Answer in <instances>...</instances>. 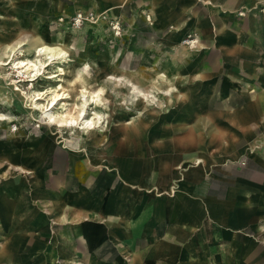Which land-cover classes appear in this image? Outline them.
Here are the masks:
<instances>
[{"label":"rangeland","instance_id":"374dc122","mask_svg":"<svg viewBox=\"0 0 264 264\" xmlns=\"http://www.w3.org/2000/svg\"><path fill=\"white\" fill-rule=\"evenodd\" d=\"M154 1L155 4L153 7L150 5V0L136 1V5L148 4L151 10L157 6L158 0ZM131 2L132 0H0V124L2 125V127L0 125V132H4L0 134V151L13 146L14 142L23 143L27 138L34 139L37 134L41 136L43 133H49L51 130L57 135L67 134V132L59 128L58 125L64 120L77 122L75 128L81 131L82 125L79 123L78 116L82 111V91L88 96L89 100V107L87 108L85 119L92 122L91 128H94V130L99 129L98 133H103V135L107 137L106 141L117 132V128L113 127L112 123H110L108 129H103L104 131L100 132V129L105 128L108 122L107 114L123 112L120 118L130 119V121L141 119L150 130H154L157 127L154 125L156 124L155 121L159 124L162 121L169 120L168 117L164 115L171 113L173 108H176V112L180 109L184 112L182 115H186L187 110L177 107L176 105V101L182 96L186 95V102L190 103L191 109L199 108L205 96L212 93L210 89L214 87L217 81L214 82L212 78L210 79L212 82L206 80L212 75L210 67L213 68L215 66V61H219V57L225 58L226 60L235 57L221 56L217 50L214 54L215 58H206L205 56L199 60V55L195 53H201L205 50L208 38L212 36L210 31L202 29L204 21L201 17L200 21H195L196 27L201 30L202 37H206V39L201 38L199 33L189 25V23L192 22L191 13H181L179 15L180 22L168 20L165 25L160 26L158 25L161 23L159 21V15L157 16L156 13L148 11L146 7L134 9ZM239 3L241 7L235 11H223L220 7L217 8L216 6H214V8L220 9L219 11L223 15H227L231 19L240 22L246 21L249 15H264V3L259 6H257L254 0L251 4L247 0H242ZM242 4H244V6ZM247 4L250 8L249 11H247L245 6ZM194 5H202L201 7L206 6L201 0H195ZM173 7L174 4H171L168 10H171V8L173 9ZM197 7L198 6H195V9ZM135 8H137V6ZM170 13L172 12L168 11L166 14L163 13L161 17L169 16ZM178 22L181 24V26H179L180 28H178ZM209 24H211V22ZM155 26L158 27L155 29ZM228 26L234 29L239 28L238 33L240 37L247 40L243 28L230 24ZM211 31L214 32V29H211ZM151 32L154 33V35H152ZM212 37H215V34ZM217 39L213 40V44L216 48ZM210 40L211 38L209 41ZM214 46L209 45L207 51L213 50ZM39 48H44L45 51L44 54L36 57ZM185 50L186 52H193L195 54L194 57L191 56V53L185 55ZM13 51L15 52L14 55ZM132 54H136L138 57L136 59L137 64L135 65L137 73L145 72L154 75L153 71H161L164 68H168L170 74L174 75L182 71L185 75L182 82L177 86L176 98L173 99L174 96L170 98L173 100L170 105L167 101L168 98L166 101L164 100L166 99L164 93L155 94L156 104L150 106L148 110L156 112V118H152L148 114L144 116V119H137L135 112L132 111L139 102H146V100H149L150 96H148L147 93H145V95L141 94L140 99H134V104H132L133 100L131 93L113 92L115 88L113 86L116 85V82L122 84V81L125 82L127 80L126 77L116 78L113 76L114 69L123 65L121 61L125 62ZM144 54H147L146 58L143 57ZM115 55H117V57H115ZM51 56L53 59L52 62H50ZM114 57L117 58V60H114ZM238 58L240 59L243 57ZM18 61L33 62L37 65V68L40 63L48 65L44 68H39L40 76L33 77L35 71L31 73L29 71L25 75L23 74L24 78H22L18 74L19 72L12 68ZM223 67V72L226 71V69H232L229 66ZM191 69H196V71L194 70L195 73H193ZM201 73H204L202 78L200 77L201 75H199ZM240 73L243 80L241 81L240 77H238L237 83H232L225 76L229 84L231 83L234 85L230 86V90H233L231 93H235L236 95H230L228 93L226 84L227 91L225 93L221 91L218 93L219 97L226 95V99L220 102L218 101L219 103L228 104L232 101L231 106L233 109L230 113L236 110L241 111L240 109H242L237 107V103L234 105L235 99L240 98L247 102V96H243L245 93L247 94L246 88L244 91V89L240 87L242 91L238 90L236 87L243 86L242 84L246 82V71L241 70ZM222 80L224 81V76H222ZM125 83H129V81ZM58 87L60 88L58 93L70 94L71 99L70 101H62L57 105L58 107L56 106V109L52 111L56 123L51 124L48 118L44 117L42 109L36 110V108H34L32 98L39 93L46 92V90ZM243 87H245V85ZM196 88H199L197 95H193L192 91H195ZM129 89H131V87H129ZM253 90H255V88ZM258 93V91L253 93L254 95H252L251 98H257L256 96ZM95 96H98L97 103L91 102V98ZM38 104L46 105L47 103L38 102ZM164 106H167V108L165 109ZM176 112L173 113L172 116H174ZM222 123L224 126H227L228 139L225 142L231 143V148L224 152H218L217 147H213L210 144H208L206 148L207 150L213 151H207L206 148H204L206 158L209 161L214 159L216 164L210 163L207 166L194 168L191 164V157L180 156L183 166L181 169L174 168L175 172L174 174L172 173L168 183L169 187L165 194H154L153 191L148 192L146 188H142L138 191L141 199L147 203L148 198L151 197L150 200L155 199L156 205L161 207L162 204L160 205V203L168 201L169 199L176 202L178 200H175L176 197L181 194L180 190L183 191L182 195H186L189 198L191 196L193 197L195 196L192 194L194 189L198 186L200 187L201 184L198 181L189 182L187 180L191 179L190 176L194 175L195 172L197 174L201 173V176L208 178V180H214L219 176L221 172L220 169L225 172L232 170V173H237V169L247 167V165L254 160V156L257 153L260 154L263 152L264 136L253 139L251 145L250 142H246L247 139L233 142V135L231 133L234 132V128L232 127L231 121L222 119ZM255 124L256 123H253L251 125L256 127L257 125ZM257 127L258 133L256 135L260 136L262 132H264V129L260 126ZM245 128H247V126ZM80 131H77V135L81 133ZM29 133L35 134L31 135ZM178 133H180V131L176 132V134ZM248 133L250 132H247V134ZM240 136L241 135H239V137ZM250 136L251 133L249 134V137ZM245 142L246 146H244ZM244 147L245 149L243 150ZM38 148L39 152L43 153L39 166L36 167V174L41 177V182L35 185L44 183L41 188L42 190L48 187V185H50L49 183H52L57 177L68 178L67 180L72 182L73 186L71 188H65L66 191H70L65 193L69 198H73L78 191L74 189V187H83L82 175H75L73 172L74 167L77 169L79 165L84 167L83 171L85 165L89 166L88 169L95 172V175L100 176L101 179H104L101 175L105 174L108 181L112 178L111 174L117 171L118 176L116 177L118 179L130 182L135 180L134 182L138 184H146L147 188L159 181L161 173H165L164 175L166 176V174H169L171 171V169L168 171H155V168L152 170V167H150V170L143 171L144 173L139 171L140 175L134 178V175L130 176L129 173H127L129 169L127 168L125 170L122 165L115 164L113 168H108V165H112L110 161L106 162L107 166L105 164L98 166L90 161L87 162V164L82 163L81 161L84 158L81 156H77L73 161L65 156L60 161V159H58L59 156L55 155L56 150H49V152L45 154L41 144H39ZM56 148L57 147H55V149ZM15 149L18 154L24 147L19 146ZM129 149L131 158L136 165H140L147 162L146 160L154 158L153 154H147L143 151V147L140 145H135L133 147L130 145ZM176 152L183 151L169 150V157L178 159L177 156H174ZM184 152L190 153V151ZM8 153L11 152L9 151ZM55 156L57 158H55ZM19 159L21 160L22 157ZM7 165V163L4 166L2 164L1 170L6 169ZM150 175L152 176L151 181L148 183L141 182L142 176L149 177ZM23 177V175L17 173L10 175V178L0 179V202L4 204L16 203V216L8 219L0 216V250L7 246L14 252L21 250V246L25 244V241H15V236H27V234L15 231L24 230V232H27V229L29 232L31 231L29 236L30 243L27 245V251H25V253L27 252V256L23 259H18L20 264H29V260L33 255L44 253L46 249L51 247L55 250V256L53 257L54 260L50 261L48 264H70L69 261L90 264L93 262V259L94 264H130L128 255L121 254L116 243L111 239L115 238L121 242H127L136 235H141L138 240L144 238L149 239L151 237L149 232L152 229L149 227V223L152 219L150 217L147 220L145 219V224L142 220L134 227L128 228L129 230L122 224L109 225L104 221L96 222L88 219L81 220L78 222L79 224L62 223L54 219L52 215H32L33 219L29 218L25 226L26 220L23 219L19 222L18 216L23 214V207L21 204L26 200V195L12 186L20 184L27 189L26 185L31 188L35 187V185H28ZM10 181H13V183H10ZM70 182L62 185L71 184ZM158 192L160 191L158 190ZM98 196L94 195L91 197V201L100 203L101 197ZM247 197L252 198L253 207L255 211H257V207L253 201V194H249ZM158 201L160 203H158ZM126 216H164L166 219L173 220L171 224H174L175 221L179 219V216H188L186 218L188 224L186 220L184 222V229L190 224V219L193 218L195 220V218L202 217V215H173L171 218L169 215ZM261 216L262 215H257V213L255 215L249 210V215L245 217V220L241 219L242 223L247 221L244 229H228L217 226L215 227V231L217 232L212 230L210 233L213 239L212 236H207L208 234L205 229L203 231L204 236H201L202 238L195 239V234L192 233V231L184 233V235L176 237V239L172 237V240L169 241V245L172 248L170 255L166 257L157 256L155 257V262L152 263L150 261L148 264H193L194 262L195 264L198 262L203 264L204 262L205 264H264V216L262 219ZM229 221L231 222L230 219ZM91 223L97 226L106 225V227L112 225V228L108 231L110 237L108 235H103V240L105 241L104 247L108 253H111L108 260H105L106 256H108L107 254H95L94 257V254L90 252L88 246L86 249L87 252L81 253L84 251V243L79 235L85 237V239H82L86 241L88 240V234H91L92 240L96 241V243L99 240V234H96L95 229H93L95 227L91 226L90 228L85 226ZM153 224L158 225V220ZM24 226L25 228L27 227V229L23 228ZM196 226L197 228L199 227L198 221L196 222ZM41 229L42 232H38L39 230L41 231ZM77 229L82 234L78 233ZM188 233L190 234L188 235ZM5 234H8V236ZM36 236H38V242H36ZM185 237L186 240L183 241ZM184 246L187 247V251L181 252L180 249L182 247L184 248ZM35 248H37V253H33L36 251Z\"/></svg>","mask_w":264,"mask_h":264},{"label":"crops","instance_id":"0c3cea01","mask_svg":"<svg viewBox=\"0 0 264 264\" xmlns=\"http://www.w3.org/2000/svg\"><path fill=\"white\" fill-rule=\"evenodd\" d=\"M136 1L138 2L140 0H132V7L134 9L146 7L148 11L156 13L157 16L159 15V21L161 23L158 25L160 26L165 25L168 20H174L175 22L179 21V15L183 12L191 13L192 22H190L189 25L199 33L201 38L206 39V37H202L201 30L196 27L195 21H200L201 17L204 21L202 29L210 31L212 36L215 34V37L211 36L208 38L205 50L201 53H195L196 55H199V60L205 56L206 58H215L214 54L217 50L221 56L225 57L230 55L231 57H235L230 60L219 57V61H215V66L213 68L210 67L212 75L206 80L209 81L211 78L214 79V82L217 80L214 87L210 89L212 93L205 96L198 109H191L190 103L186 106V95L180 97V99L176 101V105L177 107L186 109V115H182L184 112L180 109L176 112V108H173L171 113L164 115L167 116L169 120L162 121L159 124L155 121L156 124H154L155 122L153 124L157 126L156 129L150 130L144 121L138 118L144 119V116L148 114L152 118H156V112L148 110L150 106L156 104L155 94L164 93L166 98L164 100L166 101L168 98L167 101L170 105L173 101L170 98L173 96V99L176 98L175 94L177 93V86L182 82L185 75L182 71L174 75L170 74L168 68H164L161 71L155 70L153 71L154 75L145 72L137 73L135 65L137 64L136 58L138 57L136 54H132L125 62L121 61L123 62V65L119 68L116 67L113 74L116 78L126 77L127 80L125 82L129 81L130 84H126L124 81H122V84L116 82V85L113 86L115 87L113 92L131 93L133 100L132 104H134V99L141 98V94L145 95V93H147V95L150 96L149 100H146V102H139L136 104L135 108L132 109L136 114L138 120H135L137 121L120 118L123 112L107 114L108 122L105 128L100 129V132H103V129H108L110 123L113 124V127L117 128V132L114 133L108 141H106L107 137L103 135V133H98L99 129L94 130V128H89L85 131L79 130L82 133L79 135H77V130L75 132L57 135L53 130L50 131L45 129L50 132L44 133L41 136L36 133L37 137H35V139L27 138L23 143L14 142L13 146L0 151V179H7L8 177L10 178V175L20 173L24 176L23 178L28 185H35L41 182V177L36 174V167L39 166L43 155L42 152H39V144L42 145V150L45 154L49 152V150H56V154H54L59 156L58 159H60V161L65 156L69 157L72 161L77 156H81L84 158L81 161L82 163L87 164V162L90 161L98 166H102L103 164L107 166L106 162L110 161L112 165H108V168H113L115 164L122 165L125 170L127 168L129 169L127 173H129L130 176L134 175V178L140 175L139 171L144 173L145 171H149L150 167H152V170L155 168V171H168L171 169L166 176L164 175L165 173H159V181L147 188L146 184H138L134 182L135 180L130 182L118 179L116 177L118 176L117 171L111 174L112 178L108 181L105 174L101 175L102 178H104L101 179L100 176L95 175V172L88 169L89 166L85 165L83 171L84 167L79 165L77 169L74 167L73 172L75 175H82L83 187H74V189H77L78 191L75 193L74 197L72 196L73 198H69V196L65 194L70 192L66 191L65 188H71L73 186L72 182L64 177L55 178L52 183H49L50 185H48V187L43 188L42 190L41 188L44 183L41 185H35L33 188L26 185L27 189L20 184L12 186L26 195V200L21 204L23 207V214L18 216L19 222L23 219L26 220L25 226L29 218L33 219L32 215H52L54 219L62 223H78L83 219H88L96 222L104 221L109 225L122 224L127 230H129L128 228L134 227L142 220L145 224L146 220L150 217L152 220L149 223V227H151L152 230L149 232L151 236L149 239L144 238L138 240L141 235L133 236V238L127 242H121L118 239L110 238L116 243L121 254L128 255V261L130 264H148L150 261L152 263L155 262V257L157 256L166 257L170 255L172 248L169 245V241L172 240V237L176 239V237H180L181 235H184V233L192 231V233L195 234V239H197L204 236V229L207 231V236L210 237L212 236L210 233L212 230L215 231V227L217 226L228 229H244L247 221L242 223L241 219L245 220V217L249 215V210L255 215L256 213L257 215H262L261 219L264 216V150L260 154L257 153L254 156V160L251 161L247 167L237 169V173H232V170L229 172L226 171V173L219 168L221 170L219 176L214 180H208V178L201 176V173L197 174L195 172L194 175L190 176L191 179L187 181H198L201 186L194 189L192 194L195 196H191V199L186 195H182L183 191L180 190L181 194H179V196L177 195L178 197L175 199H178L179 201L177 200L176 202H173L172 199L163 203L158 201L160 205L162 204L161 207H158L155 203V199L150 200V197L148 198L147 203H145L138 192L139 189L146 188L148 192L153 191L154 194L158 193L164 195L169 187L168 183L172 173L174 174L175 169H181L183 166L180 156L191 157V164L194 168L207 166L210 163L216 164L214 159L209 161L206 158L204 148H206L208 144L213 147L216 146L218 152H224L231 148V143L225 142L228 139V129L226 125H223L222 119L230 120L233 125L234 132L231 133L233 135V142L247 139L246 142H250L251 145L253 139L264 136V132H262L260 136L256 135L258 133L256 129L258 128L257 126L264 129V15H249L247 16L246 21L240 22L231 19L227 15H223L219 11L220 9L214 8V6H216L217 8L220 7L223 11H235L241 7L239 2L242 0H201L203 4H206L204 7H201L202 5H194L195 0H158L157 6L151 10L148 4L136 5ZM247 1L251 4L253 0ZM254 2L259 6L264 3V0H254ZM154 4L155 1L150 0V5L152 7ZM171 4H174V7L173 9L171 8V10H168V7ZM242 5L244 6V4ZM136 6L137 8H135ZM195 6L198 7L195 9ZM245 6L247 11H249L250 8L248 4ZM168 11L172 13H170L169 16H164L162 18L161 15L163 13H168ZM209 20L212 26L209 24ZM179 22L178 28L181 26ZM229 24L243 28L247 40L240 37V34L238 33L239 28H231L228 26ZM156 27L158 26H155V29ZM211 29H214V32L211 31ZM154 33L151 32L152 35H154ZM210 38L211 40L209 41ZM215 39H217V48L213 44V40ZM209 45L214 46V49L207 51ZM190 53L191 56L194 57L195 54L193 52H186V50L184 52L185 55ZM146 55L147 54H144L143 57L146 58ZM240 55H242V57L245 56V58L239 59L238 57ZM115 57H117V55H115ZM115 57L114 60H117ZM223 66H229L232 69H226V71L223 72ZM194 70L196 71V69H191L193 73H195ZM241 70L246 71L247 73L246 82L242 84L243 86L245 85V87L235 86L238 90L244 89L245 91L246 88L247 94L245 93L243 96H247V102L240 98L235 99L234 105L237 103V107L242 109H240L241 111L236 110L233 111V113H230L233 109L231 106L232 101L228 104L219 103L221 100L226 99V95H222L220 98L218 93L220 91L225 93L227 91V86L228 93L230 95H236L235 93H231L233 90H230V86L234 85L231 83L229 84L227 78L232 83H237L238 77H240V80L242 81ZM199 75H201L200 77L202 78L204 73ZM222 76H224V81L222 80ZM129 87H131V89H129ZM254 88L255 90H253ZM198 90L199 88H196L195 91H192V94L197 95ZM257 91L259 92L258 95L256 94L257 98H251V96L254 95L253 93ZM166 108L167 106L165 109ZM175 112L176 114L172 116ZM253 123H256L255 125L257 126L255 127L251 125ZM246 126L247 128H245ZM178 131H180V133L176 134ZM247 132L251 133L250 137V133L247 134ZM3 133L4 132L2 131L0 132V134ZM29 134L34 135L35 133ZM239 135L241 136L239 137ZM246 142L244 143L245 145L243 144L244 146H246ZM130 145L132 147L135 145L142 146L143 151L147 154H153L154 158L146 160L147 162L140 165H136L130 155ZM19 146L24 147V149H21L22 151H19L20 153L17 154L15 148ZM55 147L57 148L55 149ZM244 149L245 147L243 150ZM169 150L183 152L174 153V156L178 157L177 159L175 157H169ZM9 151L11 153H8ZM184 151H190V153ZM56 156L55 158H57ZM20 157H22L21 160L19 159ZM6 163L8 164L7 168L1 170V165L3 164L4 166ZM141 179L142 183H148L152 180V176H142ZM110 180L114 181L111 182ZM67 182H70L71 184L62 185ZM10 183H13V181H10ZM158 190L160 192H158ZM249 194H253V201L257 207V211H255L253 207L252 198L247 197ZM94 195H99L98 197H101L100 203H94L91 201V197ZM15 214V202L11 204L0 202V216L8 219L16 216ZM126 215H169L170 218L173 215H202V217L195 218V220L193 218L190 219V224L184 229V222L187 220L186 218L188 216H179V219L175 221L174 224H171V221L173 220L166 219L164 216ZM157 220L159 224L154 225L153 223ZM30 221L33 222L32 220ZM197 221L199 223L198 228L196 226ZM25 226L23 228H25ZM85 226L90 228L91 226H94L95 228L93 229H95L96 234H99V240L96 243V241L92 240L91 234H88V240L86 241L82 239H85V237L79 235L84 243V251L81 253H86L88 246L90 252L94 254V257L95 254H107L108 256H106L105 260H108L111 253H108L104 247L105 241L103 240V235H108L110 237L108 231L112 228V225L106 227V225L97 226L91 223L86 224ZM25 229H27V227ZM15 232L27 234V236L17 235L14 239L15 241L20 242L25 241V244L21 246V250L17 252L11 251V248L8 246L0 250L1 264H20L18 259H23L27 256V252L25 253V251H27V245L30 243L29 236L31 231L29 232L27 229V232H24V230H16ZM38 232H42V229ZM78 233L82 234L79 230ZM189 234L190 233H188V235ZM5 235L8 236V234ZM186 237L183 241L186 240ZM36 239V242H38V236H36ZM35 249L36 251L33 253H37V248ZM180 251H187V247H182ZM54 256L55 250L51 247L46 249L44 253L33 255L29 260V264H48L50 261L54 260ZM69 263L82 264L73 261H69ZM91 263L94 264V259ZM193 264H195V262ZM196 264L203 263L198 262Z\"/></svg>","mask_w":264,"mask_h":264},{"label":"bare ground","instance_id":"6f19581e","mask_svg":"<svg viewBox=\"0 0 264 264\" xmlns=\"http://www.w3.org/2000/svg\"><path fill=\"white\" fill-rule=\"evenodd\" d=\"M15 51V50H14ZM13 51V55L15 54V52ZM44 51L45 49L44 48H39L37 50V55L36 57H39L40 55L44 54ZM242 54V53H241ZM244 55V54H242ZM242 55H240L239 57H242ZM229 57H231L229 55ZM233 57V56H232ZM245 58V56L243 57ZM137 59V58H136ZM8 60V59H7ZM6 60V61H7ZM133 60V59H132ZM5 61V60H4ZM9 61V60H8ZM28 61V60H27ZM53 59H52V56L50 58V62H52ZM11 63V62H10ZM51 64V63H50ZM48 64H41L39 65V67L37 68V65L34 64L33 62H24V61H18L16 62L12 68L15 69L16 71H18L19 75L24 78V75L30 71V73L32 71H35V74L33 75V77L35 76H40V73H39V68H44L46 67ZM127 66V65H126ZM123 67V66H122ZM129 67V66H128ZM10 70V69H9ZM130 70V69H129ZM24 74V75H23ZM28 77V76H27ZM26 78V77H25ZM20 79V78H19ZM23 80V79H22ZM33 80V79H31ZM19 81V80H18ZM26 81V80H25ZM30 81V80H29ZM17 82V81H16ZM21 82V81H20ZM31 82V81H30ZM58 90H60V88H55V89H50V90H46V92H43V93H39L37 95H35V97L32 98V102L34 103V108L37 109H42L43 112H44V117L45 118H48L49 122L51 124H54L56 123V120L55 118L53 117V114H52V111L54 109H56V106L62 102V101H70L71 99V96L70 94H66V93H58ZM81 97H82V111L81 113L79 114L78 118H79V123L80 125H82V130H88L89 128H91V125H92V122L89 120H86L85 119V116H86V111H87V108L89 107V100H88V96L85 95V93H83L82 91V94H81ZM80 97V98H81ZM97 98L98 96H95V97H92L91 98V102H96L97 103ZM38 102H46L47 104H38ZM66 103V102H65ZM186 106H188L189 102H186ZM63 105V104H62ZM31 106V105H30ZM66 106V105H65ZM58 107V106H57ZM30 110V109H29ZM41 110V111H42ZM42 117V116H41ZM4 122V121H3ZM48 122V123H49ZM5 124V123H4ZM3 124V125H4ZM77 122L75 121H62L60 122L58 125H59V128H61L62 130L66 131L67 133L68 132H75L76 130L79 131V129L75 128ZM1 125V124H0ZM2 127V125H1ZM81 129V128H80ZM44 134V133H43ZM82 134V133H81ZM37 137V135H36ZM81 138V137H80ZM35 139V138H34ZM83 141V140H82ZM81 142V141H80ZM71 144V143H70Z\"/></svg>","mask_w":264,"mask_h":264}]
</instances>
